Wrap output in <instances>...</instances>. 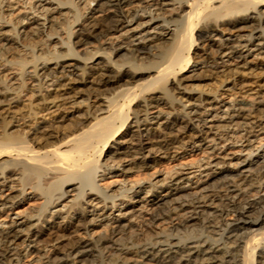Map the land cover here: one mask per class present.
Wrapping results in <instances>:
<instances>
[{"label": "bare ground", "instance_id": "1", "mask_svg": "<svg viewBox=\"0 0 264 264\" xmlns=\"http://www.w3.org/2000/svg\"><path fill=\"white\" fill-rule=\"evenodd\" d=\"M0 264H264V0H0Z\"/></svg>", "mask_w": 264, "mask_h": 264}, {"label": "rangeland", "instance_id": "2", "mask_svg": "<svg viewBox=\"0 0 264 264\" xmlns=\"http://www.w3.org/2000/svg\"><path fill=\"white\" fill-rule=\"evenodd\" d=\"M39 39H40V38L36 36V37H34L33 39H31L30 42H31V43H35V41H36V42H40ZM32 41H33V42H32ZM10 76H11V75H10ZM30 203H31V202H30ZM33 204H34V203L32 202V205L29 206V204H28L27 207H29V208L32 207V206L34 207Z\"/></svg>", "mask_w": 264, "mask_h": 264}]
</instances>
